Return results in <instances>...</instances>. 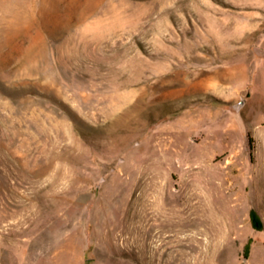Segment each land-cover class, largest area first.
Instances as JSON below:
<instances>
[{"label": "rangeland", "instance_id": "obj_1", "mask_svg": "<svg viewBox=\"0 0 264 264\" xmlns=\"http://www.w3.org/2000/svg\"><path fill=\"white\" fill-rule=\"evenodd\" d=\"M0 264H264V0H0Z\"/></svg>", "mask_w": 264, "mask_h": 264}, {"label": "bare ground", "instance_id": "obj_2", "mask_svg": "<svg viewBox=\"0 0 264 264\" xmlns=\"http://www.w3.org/2000/svg\"><path fill=\"white\" fill-rule=\"evenodd\" d=\"M232 200H233V199H232ZM232 200H231V201H232ZM155 201H156V200H155ZM153 203H154V202H153ZM234 204H235V203H234ZM234 207H235V206H234ZM236 208H237V207H236ZM193 211H194V210H193ZM190 213H191V211H190ZM159 214H161V213H159ZM211 214H212V213H211ZM211 214H210V215H211ZM212 215H214V214H212ZM157 217H158V216H157V214H156V215H155L153 218H151V219H155V220H156ZM210 217H211V216H210ZM225 217H226V216H225ZM196 218H197V216H196ZM209 219H210V218H209ZM219 219H220V218H219ZM221 220H223V219H221ZM209 221H210V220H209ZM216 221H217V220H216ZM192 222H193V221H192ZM196 222H197V221H196ZM214 222H215V219H214ZM227 222H228V221H227ZM214 224H215V223H214ZM211 226H212V225H211ZM219 227H220V226H219ZM220 230H221V229H220ZM209 231H210V230H209ZM232 231H233V230H232ZM219 232H220V231H219ZM196 233H197V232H196ZM229 233H230V232H229ZM229 233H228V234H229ZM225 237H226V236H225Z\"/></svg>", "mask_w": 264, "mask_h": 264}, {"label": "trees", "instance_id": "obj_3", "mask_svg": "<svg viewBox=\"0 0 264 264\" xmlns=\"http://www.w3.org/2000/svg\"><path fill=\"white\" fill-rule=\"evenodd\" d=\"M253 217H254L255 221L257 222V217H256V216H253ZM256 222H255V223H256Z\"/></svg>", "mask_w": 264, "mask_h": 264}]
</instances>
